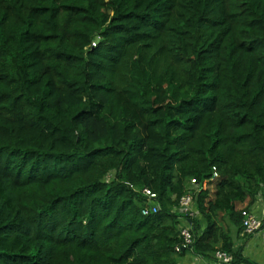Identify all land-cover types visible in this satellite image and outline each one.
Wrapping results in <instances>:
<instances>
[{
    "label": "trees",
    "instance_id": "1",
    "mask_svg": "<svg viewBox=\"0 0 264 264\" xmlns=\"http://www.w3.org/2000/svg\"><path fill=\"white\" fill-rule=\"evenodd\" d=\"M260 196L264 0H0V264H258Z\"/></svg>",
    "mask_w": 264,
    "mask_h": 264
},
{
    "label": "built area",
    "instance_id": "2",
    "mask_svg": "<svg viewBox=\"0 0 264 264\" xmlns=\"http://www.w3.org/2000/svg\"><path fill=\"white\" fill-rule=\"evenodd\" d=\"M218 177V171L216 167H214V174L210 180H206L204 182V188L208 187L209 183H212ZM191 184L193 188L181 198L178 210L192 217H196L199 216L198 209L196 207L197 193L201 190V187L196 179H192ZM143 192L152 204L150 207L145 208L143 213L148 214L151 210L154 212L158 211L160 209V205L157 202L158 195L148 188H145ZM242 215L243 231L241 235H243V237H258L260 242L264 244V216L259 217L250 209H244L242 211ZM181 235L183 243L176 247L177 251L181 248L187 249L193 243L194 235L189 224L185 223V226L181 228ZM198 259H201L204 264H233L234 260L232 253L225 250H216L211 253L210 256H198Z\"/></svg>",
    "mask_w": 264,
    "mask_h": 264
},
{
    "label": "crops",
    "instance_id": "3",
    "mask_svg": "<svg viewBox=\"0 0 264 264\" xmlns=\"http://www.w3.org/2000/svg\"><path fill=\"white\" fill-rule=\"evenodd\" d=\"M258 198L257 201L250 206V210L254 212L257 216L262 217L264 216V199ZM245 205L244 207H242ZM240 209H247V202L240 204ZM239 206V207H240ZM239 247L244 248V254L246 257L251 258L252 260L256 261L258 264H264V244L260 242L258 237H243L241 233L239 237L235 241V250ZM199 255L192 254L188 252L184 257H182L179 261V264H204L201 259H198Z\"/></svg>",
    "mask_w": 264,
    "mask_h": 264
},
{
    "label": "rangeland",
    "instance_id": "4",
    "mask_svg": "<svg viewBox=\"0 0 264 264\" xmlns=\"http://www.w3.org/2000/svg\"><path fill=\"white\" fill-rule=\"evenodd\" d=\"M213 187H214V185L212 186V185H210V188L211 189H213ZM260 198H263L264 199V196H260ZM262 199V200H263ZM240 206V205H239ZM245 205H243L242 207H244ZM239 208H241V206L239 207ZM223 225L224 226H229L230 228H231V231H232V234L234 235V236H236V227L235 226H233L228 220H224L223 222Z\"/></svg>",
    "mask_w": 264,
    "mask_h": 264
}]
</instances>
